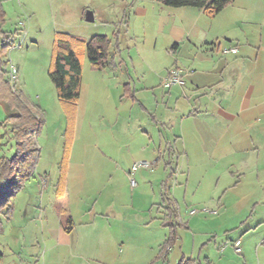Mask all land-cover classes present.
Returning a JSON list of instances; mask_svg holds the SVG:
<instances>
[{"label":"crops","instance_id":"0c3cea01","mask_svg":"<svg viewBox=\"0 0 264 264\" xmlns=\"http://www.w3.org/2000/svg\"><path fill=\"white\" fill-rule=\"evenodd\" d=\"M42 1L19 0L28 23L38 22ZM61 4L58 12L73 15L72 36L83 40L97 36L84 25L89 11L96 32L110 29V34L100 36L114 40L118 32L119 49L114 50L113 67L96 74L89 72L82 59L92 84L86 99L81 93L72 112L66 175L72 231L64 232L59 218L45 217L39 226L41 237L31 240L36 251L30 255L11 251L9 264H213L212 254L202 255L216 240L212 226L220 228L228 209L239 211L244 203L249 214L224 231L230 235L226 244L218 246L215 262H222L226 252L235 254L232 243L239 240L241 264H264V34L255 46L249 30H243L255 18L264 23V0H234L213 19L198 9L168 8L155 0H61ZM232 48L236 51L228 52ZM171 69L182 71V83L164 89L163 79ZM89 118L88 126L96 130L92 135L101 132L102 136H92L90 144L83 145L84 123ZM98 118L108 130H98ZM80 155L85 156L86 173ZM140 162L154 167L149 174L161 170V189L158 194L146 191L139 196L142 208L130 210L125 207L124 193L132 188L133 165ZM178 163L189 167V172L194 167L195 173L203 166L218 167L212 176L214 199L207 203L213 208L200 211H215L208 213L214 218L207 225L209 232H204L210 238L196 243L191 230L194 215H189L193 209L184 212L172 197V189L166 188L172 182V167ZM49 172L52 168L38 180L56 183L57 172L52 181ZM140 176L142 183L148 173ZM34 182L38 183L36 171L25 189ZM25 189L14 199H23L22 216L28 218L31 197ZM163 193L173 207L162 203ZM49 197L53 206L55 190ZM153 210H157L155 217L150 215ZM135 211V219L141 222L130 230L126 217ZM164 223L176 225V230L173 244L161 256L170 234ZM186 234H190V244L183 240ZM0 257L1 264L5 256Z\"/></svg>","mask_w":264,"mask_h":264},{"label":"rangeland","instance_id":"374dc122","mask_svg":"<svg viewBox=\"0 0 264 264\" xmlns=\"http://www.w3.org/2000/svg\"><path fill=\"white\" fill-rule=\"evenodd\" d=\"M42 2L44 5H42L43 7H39V13L37 12L36 16V20L38 22L33 20L31 23H28V18L23 14V9L19 5V0H3L2 3L3 9L6 13L5 24L2 30L9 32L10 37L7 42L0 44V59L4 63L3 68L5 70V79H8L7 74L8 71H10V68L14 67L16 70V83L13 84L9 81V86L11 89L17 90L21 99L39 113L42 123L40 132L38 133L36 139L37 146L39 150H41L39 151V159L34 170L36 171L38 183L34 182L32 186H29L31 184L30 183L25 189V193L31 197L29 199L30 202H27L28 206H30L31 216L23 218L22 215L24 210L22 211V209L25 206V203L23 204V199L20 197L17 201H15L14 198L11 199L13 209L10 217L9 215L7 216L8 218L2 215L6 213L7 209L1 214L0 255L3 254L5 256V261L1 264H9V252L11 251L16 252L19 250L18 253L25 255H30L34 253L33 251H36V246H31V240H37L41 237L39 226L45 217L50 220L49 216H53L56 217V219L59 218V220H61L60 211H56L54 209L52 206L53 199L51 197L48 198V195L56 190L57 182L54 183V181H52L56 172L58 178L60 175V166L62 165L64 159L65 142L67 140V132L69 131L70 126L69 111L66 106H63L58 100L55 89L48 78V69L51 63V43L53 35L56 33L55 28H60L58 31L62 34L72 36V34H75V31H73L75 29L72 28V24H75V21H73V15L67 14L65 16L60 10L58 12V9L62 6L61 0H57L56 2H54V0H43ZM257 19L258 18H255V22L246 23L244 26L245 28H243V30H249V37H251L250 40L256 43L255 46H258L260 36L261 34H264V23L261 21L258 22ZM35 23H38L39 31L37 26L35 28ZM84 25L93 31L94 33L92 34L94 35L110 34V29L107 28L104 29V31L100 30L99 33L96 32V23H85ZM16 26H20V28H16ZM29 27L30 32H28ZM36 29L37 33L35 31ZM220 42L224 43L223 40H220ZM3 44L6 45L2 47ZM131 45L135 46L134 40ZM84 59L90 73L96 74L99 72L89 65L85 57ZM81 79L80 95L82 93V99H86L87 87L92 84V79H90V74H87V71L83 69V66ZM102 93L103 92L100 91V94ZM82 101L83 103L85 102V100ZM99 104L101 105V103ZM87 112V116H90L89 109H87ZM5 117L6 113L4 111V106L0 102V157L5 156L11 158L13 155L14 143L11 139L10 128L3 125ZM90 120V118L86 119L84 123L82 134L83 141H81L83 142V145L86 143L90 144L92 136L94 139H97V136H102L101 132H98L97 135H92V133L96 130L95 128L93 129L88 126L90 125ZM125 121L129 125V120ZM101 122L102 119L98 118L97 123H100L98 130H108L109 128L103 127L104 125H101ZM91 124L92 127L96 126L94 123ZM86 126L87 130H85ZM109 134L112 137V133L109 132ZM83 150L87 152L88 147H84ZM83 150H81L82 153ZM79 160L83 161L84 165L82 167L84 169L87 166L85 156L80 155ZM68 166L69 164L67 163V168ZM157 166L158 165H156V167ZM51 168L52 172L49 173L51 175L50 178L52 182L46 180H42L40 182V180H38V176L43 175L42 172H45L46 170L51 171ZM153 168L154 167H136L130 171L129 181L132 183V188L128 189L127 187L124 193L125 207L127 209H141L142 203L139 196L145 194L146 191L158 194L159 189H161V183L159 182L161 170L158 169L155 174H149ZM214 168L218 167L213 165L203 166L195 173L194 167L189 172V167L178 163V166L176 165V167H172V178L169 180L172 182H168V187H166L172 189V197L177 200V204L184 212L189 209H194L199 212L194 215L193 224L191 226L195 243L200 239L204 240L206 238H210L209 233L205 234L204 232H209L207 225H211L209 223L210 221H213L212 219L214 217L209 216L208 213L204 214V212L200 211H203L205 208L208 210L213 208L207 205V203L208 201H212L214 199L211 195L214 188V179L212 177L215 173ZM86 170L87 168L83 170V173H86ZM143 173H148V176H146L144 179L145 181L141 183L139 180L143 179V176H140ZM188 175L190 176L187 182L188 185L185 186V181H187ZM149 177H153V180ZM222 183L223 179L221 178L220 184L222 185ZM228 196H230V193L227 194V197ZM158 200L159 199H157V201ZM27 210L30 212L29 209ZM249 210V206L245 203L239 211L237 209H228L226 218L222 221V226H220V228L212 226L210 232H216V240L214 239L215 242H211V246L202 251V255L207 257L209 254H212L213 264H241L238 260L239 255L233 254L232 252H226L223 256L222 262H219V260L215 262V253L218 255L220 248L218 246H220L221 242V245L227 243L226 238H229L230 233H226L224 231L228 230V228L235 223L237 224L239 218H246L249 214ZM136 211L135 214H130V216L126 217V222H128L127 226L130 230L136 229L137 225H140L141 222L135 219V215L137 213ZM156 211L157 210H153L150 215L155 217ZM258 211L259 209L256 211V215H259ZM132 215H134V217H132ZM25 216L27 217L29 215ZM144 222L148 224H150V222L152 223L150 220H144ZM181 231V233H183V231L186 230ZM183 240L190 244V234L189 236L187 234L183 236ZM209 249H215L216 252L213 250L212 253H209Z\"/></svg>","mask_w":264,"mask_h":264},{"label":"trees","instance_id":"16d2710c","mask_svg":"<svg viewBox=\"0 0 264 264\" xmlns=\"http://www.w3.org/2000/svg\"><path fill=\"white\" fill-rule=\"evenodd\" d=\"M234 0H155L160 5L168 8H194L213 19ZM3 0H0V44L9 40V32L2 30L5 24ZM117 33L114 40L106 36H94L83 40L68 34L56 33L51 49V63L48 69V78L52 83L58 100L69 111V131L64 148V159L60 166V175L56 184L55 201L53 207L61 213V224L64 232L72 231L74 225L69 216L66 193L67 163L72 143L73 109L76 108L80 90L82 59L85 57L89 65L95 70L112 68L114 63V50L119 49ZM6 44H3L4 47ZM4 63L0 59V102L4 106L6 117L3 125L10 128L11 139L14 143L11 158L0 157V216H11L12 200L16 194L25 189V185L32 177L39 159L37 136L41 128L39 113L21 99L17 90L11 89L5 79ZM162 203L168 208L174 206L164 193ZM8 207V208H6ZM172 215V214H168ZM173 214V219H175ZM8 218V217H7ZM170 228L169 238L162 245L160 255L163 256L167 248L174 242L175 226L164 223ZM1 232V223H0ZM179 264H192L191 261H182Z\"/></svg>","mask_w":264,"mask_h":264},{"label":"built area","instance_id":"2783aa9c","mask_svg":"<svg viewBox=\"0 0 264 264\" xmlns=\"http://www.w3.org/2000/svg\"><path fill=\"white\" fill-rule=\"evenodd\" d=\"M235 51L236 50L234 48L228 50V52H232V53ZM7 78H8L7 79L8 82L10 81L13 84L16 83V70L14 69V67H11L10 71H8ZM181 83H182V71L179 69H171L166 75V77L163 79L162 87L164 89H170L172 86L179 85ZM136 167L149 168L150 164H148L147 162H140V163L133 165L132 170ZM205 212L210 213V214H215V211L205 210ZM197 213L198 212L193 209L189 212V215L193 216ZM232 248L235 254L241 255L242 250H241V243L239 240H236L232 243Z\"/></svg>","mask_w":264,"mask_h":264},{"label":"water","instance_id":"95a60500","mask_svg":"<svg viewBox=\"0 0 264 264\" xmlns=\"http://www.w3.org/2000/svg\"><path fill=\"white\" fill-rule=\"evenodd\" d=\"M85 21L87 23H93V14L91 12H86L85 14Z\"/></svg>","mask_w":264,"mask_h":264}]
</instances>
